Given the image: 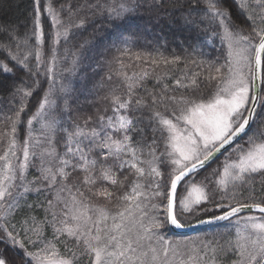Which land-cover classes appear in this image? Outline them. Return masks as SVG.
Returning <instances> with one entry per match:
<instances>
[{
	"label": "snow or ice",
	"instance_id": "1",
	"mask_svg": "<svg viewBox=\"0 0 264 264\" xmlns=\"http://www.w3.org/2000/svg\"><path fill=\"white\" fill-rule=\"evenodd\" d=\"M189 3L191 52L131 53L114 41L110 107L75 119L62 79L76 73L85 45L60 48L84 20L72 22L71 4L32 0L27 21L0 24L9 38L0 75L27 77L13 80L6 104L0 97V264H264V0ZM84 7L116 29L142 8L160 18L159 0H86L76 11ZM209 29L225 46L223 63L192 58ZM58 64L70 66L58 73ZM33 192L44 202L28 204ZM24 208L43 218L18 220ZM216 222L224 232L166 235Z\"/></svg>",
	"mask_w": 264,
	"mask_h": 264
},
{
	"label": "trees",
	"instance_id": "2",
	"mask_svg": "<svg viewBox=\"0 0 264 264\" xmlns=\"http://www.w3.org/2000/svg\"><path fill=\"white\" fill-rule=\"evenodd\" d=\"M93 0H87V3H91ZM109 4L118 3L119 0H107ZM159 20L156 19V13L153 12L150 17L147 8H142L141 12L143 16H138L134 20L125 23L119 29L114 28L107 20L100 17H93L87 7H84L80 11H76L81 5H85L86 0H54V5L59 9L61 5L66 8L69 4L72 5L75 15L71 17L72 22L78 23L80 20H84V27L82 29H74V34L71 36L67 44H62L60 48L61 55L65 48L76 51L80 45H85L84 57L82 58L80 65L73 75L71 73H63L62 82L70 86V92L67 97L71 112L70 115L73 119L78 116L94 115L98 109H104L110 107L109 103L103 99L106 95L107 87L118 80L114 73H112V81H108L109 61L113 57L119 56V52L116 51V47L123 48L125 46L124 41L127 42V47L131 53H151L156 55L163 53V55L171 57L173 54L186 55L191 52L189 45L194 42L196 33L189 32L182 27V16L187 15L190 7L189 0H159ZM201 7L203 6V0H201ZM225 6H229L225 4ZM179 7V10H174ZM32 10V0H0V24H22L27 21L29 14ZM46 15V14H45ZM63 16L67 15V12L62 13ZM237 24H242L243 19L233 17ZM46 30L48 29L49 21L43 19ZM203 27V26H202ZM24 29H20V34H23ZM117 32L122 33L120 40L116 39ZM200 38L203 41L197 48V53L193 54L194 59L216 60L219 58V62L223 63V57L225 55V46L221 44L219 36H213L211 29L207 34L201 33ZM88 42L87 44L85 42ZM115 41L116 47H113ZM9 38L5 34H0V43H8ZM5 55L0 53V60H3ZM7 62V61H5ZM126 63H135L128 58H125ZM68 64H58L57 72H61L63 68L69 67ZM9 67H13L9 64ZM183 67V64L180 65ZM139 69H136L138 71ZM149 70H151L149 68ZM199 70V69H194ZM132 69H129L131 74ZM15 76L0 75V81H3V86H0V97L3 98V102H8L10 86L15 80L19 82V78L25 77V74L14 68ZM43 79V77H41ZM171 78H169L170 81ZM30 82V81H29ZM58 84L61 82V77L57 76ZM155 84V81L151 78L148 82V87L151 88ZM44 87L48 85L45 83ZM42 95V93H40ZM39 99V95L32 98V102L35 103ZM63 106V100L58 101ZM35 111V108L32 109ZM31 114V113H29ZM110 114V113H109ZM69 113H66L63 119H67ZM62 151V149H61ZM223 160V156H219L208 169L201 170L197 179H201L211 168ZM37 172L35 168L29 170L28 179L31 180L33 176H36ZM122 178V177H121ZM48 198H51V194H48ZM27 203L32 204L34 202H44V196H37L35 192L31 193L27 198ZM23 203V202H22ZM34 215L38 219L43 218V211L40 208L29 211L24 208L21 211L17 219H22L24 216ZM216 227L205 226L194 231L189 232H176L167 231L166 235L173 239L179 238L183 234H189L197 232L200 235L211 232H224L225 222L217 223ZM46 234L51 236V229L48 228ZM228 237L225 235L221 239L223 243ZM234 258V257H232ZM227 264V261H225Z\"/></svg>",
	"mask_w": 264,
	"mask_h": 264
},
{
	"label": "water",
	"instance_id": "3",
	"mask_svg": "<svg viewBox=\"0 0 264 264\" xmlns=\"http://www.w3.org/2000/svg\"><path fill=\"white\" fill-rule=\"evenodd\" d=\"M219 157V156H218ZM217 223H221V222H216ZM205 226H210V225H196L195 228L193 229H174L173 231H176V232H189V231H194L196 229H199V228H202V227H205Z\"/></svg>",
	"mask_w": 264,
	"mask_h": 264
},
{
	"label": "rangeland",
	"instance_id": "4",
	"mask_svg": "<svg viewBox=\"0 0 264 264\" xmlns=\"http://www.w3.org/2000/svg\"><path fill=\"white\" fill-rule=\"evenodd\" d=\"M35 127L38 129L39 128V124H36ZM198 235L197 232H193V233H189V234H183L181 235L179 238H183V237H194ZM168 236V235H167ZM169 237V236H168ZM172 238V237H171Z\"/></svg>",
	"mask_w": 264,
	"mask_h": 264
}]
</instances>
